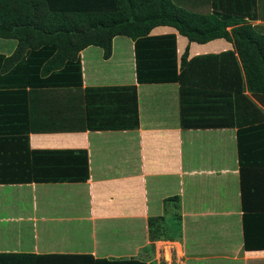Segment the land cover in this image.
I'll return each instance as SVG.
<instances>
[{"label":"crops","instance_id":"1","mask_svg":"<svg viewBox=\"0 0 264 264\" xmlns=\"http://www.w3.org/2000/svg\"><path fill=\"white\" fill-rule=\"evenodd\" d=\"M176 2L204 14L215 13L218 6L257 9L258 16L246 20L264 32V0ZM170 34L177 36L179 61L188 47V60L234 50L224 38L199 44L190 43L172 27L159 26L151 32ZM6 40L10 41H1L13 45L2 44L0 55L10 57L18 43ZM80 60L82 88L30 90L29 117L23 118L24 124L13 125L31 128V150L87 151L89 178L84 183L9 185L18 188V196L0 193V253L91 255L94 260L133 259L147 264H264V250L244 248V213L255 215L258 211L253 208L264 213V192L257 199L250 192L243 197L237 130L182 129L180 85L138 84L135 42L130 38H115L108 60L96 46L83 50ZM133 85L139 128H91L105 114L98 106L87 110L85 89ZM20 144L24 146L23 141ZM39 187L66 188L73 194L66 198L61 191L45 190L38 197ZM23 188H32V196H25L19 190ZM175 196H180V206L165 203ZM169 216L181 223V236L167 224ZM259 220L252 216L246 226L250 241H264V219Z\"/></svg>","mask_w":264,"mask_h":264},{"label":"trees","instance_id":"2","mask_svg":"<svg viewBox=\"0 0 264 264\" xmlns=\"http://www.w3.org/2000/svg\"><path fill=\"white\" fill-rule=\"evenodd\" d=\"M257 16V9L219 6L215 13L204 14L176 0H0V39L18 43L10 57L0 55V185L88 180L87 151L31 150V128L15 125L29 117L30 90L82 88L80 53L96 46L108 60L114 39L127 37L135 42L138 84L180 85L182 129L237 130L243 197L250 192L257 199L264 192V32L246 20ZM159 26L176 29L190 43L224 38L234 50L188 60V47L179 61L175 34L151 35ZM85 100L88 111L96 106L104 110V119L91 127L94 130L139 128L136 85L88 88ZM15 119L17 123H12ZM32 130L38 129L32 126ZM17 134L23 137L18 139ZM180 201L175 196L165 203L180 206ZM253 211L258 213L243 216L244 248L264 250V241H250L246 227L252 216L264 219V213ZM86 261L147 264L133 259L94 260L91 255L0 253V264H89Z\"/></svg>","mask_w":264,"mask_h":264},{"label":"rangeland","instance_id":"3","mask_svg":"<svg viewBox=\"0 0 264 264\" xmlns=\"http://www.w3.org/2000/svg\"><path fill=\"white\" fill-rule=\"evenodd\" d=\"M1 40L10 41V40H6V39H0V47L4 43L6 44L7 48H9V46H8L9 44L13 45V44H11V42L6 43V42H2ZM205 146L209 147V148L211 147L210 145H206V144H205ZM206 147L204 148V150L206 149ZM197 148L201 149V144H198ZM0 189H1L0 193L2 194V196H5V197H17L18 196V195L16 196V194H15V191L18 188H13L11 186H6L5 188H0ZM19 190L24 191L25 192V196H27V197H31L32 194H33L32 188H23V189H19ZM45 190L49 191L50 193L60 192L61 191L62 196L66 197V198L70 197L73 194V190H72V192L71 191L69 192L66 188H63V189L59 188V191H58V190H51L49 187H44V188L39 187L38 190H37L36 196L40 197L42 195V193L46 192ZM167 224L173 225V227L175 226V232H177L179 230V226H181L180 222H178V221L175 222L173 220L171 221L170 216L167 218ZM89 231H90V233H92L91 224H89ZM99 233H100V230H99Z\"/></svg>","mask_w":264,"mask_h":264}]
</instances>
